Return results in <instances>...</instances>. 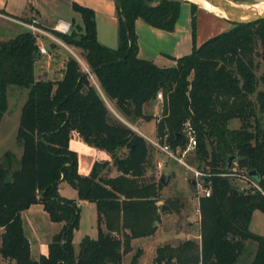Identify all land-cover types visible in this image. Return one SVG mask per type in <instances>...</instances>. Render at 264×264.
<instances>
[{"label": "trees", "instance_id": "1", "mask_svg": "<svg viewBox=\"0 0 264 264\" xmlns=\"http://www.w3.org/2000/svg\"><path fill=\"white\" fill-rule=\"evenodd\" d=\"M114 1L113 48L97 41L92 11L75 3L72 10L81 18L77 31L49 29L77 52L65 58L58 78H34L39 54L27 30L0 40V116L8 85L27 90L14 134L19 155L6 150L0 157L1 258L12 264H120L132 251V239L153 234L162 184L153 174L146 176L151 145L128 125L152 118L142 107L160 93L155 135L167 134L170 148L183 150L188 126L195 146L184 161L213 175L209 195L198 199V238L155 246L151 264H235L244 241L255 244L249 264H264V236L247 229L253 209L264 214V196L238 192L215 175L234 156L237 168L255 170L264 191V18L246 24L230 21L229 28L172 58L173 65L160 67L137 56L134 20L170 31L179 4ZM189 5L193 38L196 5ZM232 119L239 123L230 128ZM71 134L105 151L109 160H95L88 174L79 175L76 152L68 148ZM111 169L116 174L109 175ZM59 182L74 189L75 197L59 195ZM78 200L94 204L96 237L83 236L73 251ZM34 203L41 204L47 219L61 222L46 254L36 260L28 253L21 220V211ZM162 204L174 212L181 206L176 198ZM140 253L135 248L126 264H136Z\"/></svg>", "mask_w": 264, "mask_h": 264}, {"label": "rangeland", "instance_id": "2", "mask_svg": "<svg viewBox=\"0 0 264 264\" xmlns=\"http://www.w3.org/2000/svg\"><path fill=\"white\" fill-rule=\"evenodd\" d=\"M235 3L241 4H260L258 0H230ZM69 8V7H68ZM66 10L71 12L70 9ZM195 11V10H194ZM75 17L78 18V15L72 12ZM194 15V26L193 32L194 37L192 38L191 32V16L190 15V5L188 2H181L178 6V13L177 19L174 22L176 24V33L174 35V39H182L186 43V47L180 48V54H186L189 52V47L192 44L195 45V38L198 34V38L201 39L203 35H205L206 30L202 28L201 22L199 20V16ZM39 30L44 32L45 34H51L49 31L50 28L46 30L42 29L39 24H36L34 19H30L29 22ZM8 27L11 31L7 34V37H12L14 29L20 30L22 29L20 26L16 24H9L7 23ZM144 26L145 23H142ZM75 24H70L68 26V30L75 28ZM230 26V21L228 22V26ZM174 28V26H173ZM173 30V29H172ZM172 30H157L161 35H157L155 33L150 32H138L140 39L139 43L141 46V54L144 56H150L152 51L158 50L162 54L165 52L167 54L159 55L156 57V62L158 66H168L173 65L174 60L172 57H168L167 55H173L172 49ZM222 30V29H221ZM225 30V29H223ZM55 37V36H54ZM56 38V37H55ZM57 39V38H56ZM205 39V38H204ZM59 40V39H58ZM59 43L53 41L52 39L45 37L43 41V45L45 51L49 56L52 58V67L54 69L60 70V66L63 64L65 58L68 55H72L74 53L77 56L76 50L71 47L67 46L66 44L62 43L59 40ZM71 50V51H69ZM178 51V50H177ZM72 52V53H71ZM80 66L83 68V64L80 62ZM261 69H259L256 74L258 75ZM27 90L23 87L16 86V85H8L5 90V104L6 109L0 116V157L3 151H10L15 154V156L19 155V147L15 141V129L18 123V115L19 109L22 105V102L25 98ZM156 101V102H155ZM153 104H151L148 108L144 110V114H150L152 118L149 120H141L134 123V127L136 130L147 137L154 138V127H155V119L159 117L160 111V102L155 100ZM237 119H232L229 122L230 128L236 127L238 125ZM260 125L264 128V114H262L260 119ZM105 158L108 157V154L104 152ZM109 158V157H108ZM182 160L186 161V157L183 156ZM149 166L146 170V176L153 174L155 178L158 177L159 173H164L165 175L169 174V178L167 179L166 185H162L161 190L159 191V201L158 203L162 204L165 199L167 198H176L178 199L181 206L178 208V211L174 212L173 210H169L168 208L164 211L160 212L162 216L158 229L156 231V235L151 239H147V241L143 244L144 250H141L140 255L136 259V264H151L152 257L154 255V250H151L152 246L154 245L155 241H159V245L161 244H176L177 242L184 240L185 238H198V215L195 212V199L194 196V188L190 185V179L188 173L185 172V168L182 165H179L174 159L164 156L156 149L149 147V158H148ZM156 163H163L162 167L158 168ZM115 172L114 169H111L109 175H113ZM172 173V175H171ZM240 183V182H238ZM60 192L64 196H72L75 197V191L69 185L65 183L61 184ZM156 203V204H158ZM44 214V212H42ZM43 217L41 214H36V223H35V240L31 241L33 249L31 250V256L36 259L39 254H37V247L41 249L40 254H46V244L50 241V235L52 232H56L61 223L58 222H50L46 215ZM78 225L72 231V247L73 251H77L78 242L80 239L88 235L90 237H96L95 234V211H94V204L92 202L84 201L79 205V213H78ZM247 229L251 232H255L264 236V214L259 212L257 209H253L251 211V217L248 222ZM139 244L136 242L127 254H124L121 259L120 264H126L131 255L135 252V248H139ZM254 242L252 241H244L243 250L238 256L235 264H249L252 254L254 252ZM142 247V246H140ZM2 260L0 256V261ZM1 263V262H0Z\"/></svg>", "mask_w": 264, "mask_h": 264}, {"label": "crops", "instance_id": "3", "mask_svg": "<svg viewBox=\"0 0 264 264\" xmlns=\"http://www.w3.org/2000/svg\"><path fill=\"white\" fill-rule=\"evenodd\" d=\"M72 3L87 7L92 11V18L94 20V34L96 36L97 41L106 47L109 48L115 47L117 44V34H116L117 19L115 17L114 0H0V40H5L13 37V36L7 37V34H9V32H13L7 26L8 25L7 23L16 24L22 28L20 30L14 29L16 31L14 32V34L26 30L24 24L29 22L30 19H34L36 21V24H39V26H41V28L44 30L50 28L57 31V28L63 23H67L68 26L70 24H75L76 26L81 25V18H79V15L72 10L71 7ZM66 8L70 9L71 12H68ZM72 12L76 13L78 15V18L75 17ZM194 12L196 18L197 16H199V20L201 22L202 28L207 31L205 32V35H203L201 39L198 38V34H197L195 38V46H197V44H199L206 38L213 36V34L218 33L223 29L229 28L227 27L228 21H226L221 17H218L217 15L207 12L198 6H196ZM142 23L144 22L140 18H136L134 20L133 28H134V33L136 34L137 56L141 59H145V60L149 59L156 66H158L156 62V57L159 55H163L165 52L162 54L160 51L154 50L152 51V54L150 56L146 57L144 55L143 56L140 55L142 52L141 50L142 48L139 43L140 36L138 32L147 31L150 33H155L156 35L157 33L158 35H161V33L157 31L159 29L154 28L148 25L147 23L145 24L146 26H144ZM175 33H176V24L174 25V28L172 30L173 55L171 56L168 54L167 56L169 58L180 57V55H182L178 53L180 48L184 49L186 47V43L184 40L174 39ZM188 47L191 50V46ZM72 55L75 56L74 53H72ZM51 62L53 61L52 58L49 56V54H44V55L39 54L38 57L33 62L32 69H33L34 78L35 79L58 78L61 75L63 64L60 66V70L57 71L58 69H54L52 67ZM160 67H164V66H160ZM153 102L154 101L150 102L148 105H143L142 111L144 112V110L148 108L151 104H153ZM68 148L76 152V168H77V173L79 175L88 174L91 169L90 167L93 161L105 158V154H104L105 151L97 150L87 145L83 141H80V139L75 134H71V137L68 140ZM105 160H109V158L106 157ZM62 183L64 182H59L58 184L59 195L65 198L67 197L74 198L72 196L66 197L61 194L60 187ZM84 201L78 200L76 202L78 205H80ZM156 203H158V201ZM157 205H161V204L158 203ZM42 212L44 211L42 210V206L39 203L31 204L28 208L21 211L23 233L27 237L28 253L30 255V258L33 260H36L31 256V250L33 249L31 241L35 240V236L33 235H35L36 232L35 218H36V214H41L43 217H45L44 214L46 215V213L44 212L43 214ZM159 216L161 220L162 216L160 214ZM50 222H54V221H50ZM159 222L157 223V226L151 236L136 237L135 239H132L130 241L131 248H133L134 244L137 242L139 244L138 245L139 248L144 250L145 248H143L144 246L143 244L147 241V239L152 240L154 235H156ZM100 228H103L102 224L100 225ZM52 234L50 235V238L52 237ZM157 245H159V241L154 242V245L152 246L151 250H153L154 247ZM39 252H41V249L40 247L39 248L37 247V254H40ZM0 262H1L0 264H8V263L12 264V262L4 258H2Z\"/></svg>", "mask_w": 264, "mask_h": 264}, {"label": "built area", "instance_id": "4", "mask_svg": "<svg viewBox=\"0 0 264 264\" xmlns=\"http://www.w3.org/2000/svg\"><path fill=\"white\" fill-rule=\"evenodd\" d=\"M25 29L31 33L32 36H34L35 39V45L37 53L40 55L47 54L45 51L43 41L45 37H48L52 39L53 41L61 44L58 39H56L54 36H51L49 34H45L41 30H39L37 27L32 25L31 23L24 24ZM68 30V24L63 23L58 28L57 31L60 33L66 32ZM160 93L155 94V99L157 101H160L161 99ZM128 125V124H127ZM131 129L139 133L145 141L151 145L153 149H156L164 156H168L172 159H174L179 165L184 166L185 172L188 173L190 181L193 183L194 188V196L195 199V212L198 215V199L201 198V196H208L210 193V181H208V178H210L213 174L208 169H197L193 167L192 165L188 164L184 160H182L183 156L186 152L193 149L195 146V138L194 134L191 131V129L187 126L184 130L185 136L187 138L186 143L183 147V150H172L169 146L168 140H167V134L162 136H156L154 138L147 137L146 135L138 132L134 126L128 125ZM163 163H156V166L158 168L162 167ZM248 171H246L243 168H237V164H235V161L230 162V167L225 168L224 170H220L215 175L221 176L226 178L228 181L231 182V185L237 190L238 192L242 193H254L257 192L260 195L264 196V191L261 188L259 182L255 180L253 177L249 176L247 174ZM240 182V183H238ZM199 219V215H198Z\"/></svg>", "mask_w": 264, "mask_h": 264}, {"label": "water", "instance_id": "5", "mask_svg": "<svg viewBox=\"0 0 264 264\" xmlns=\"http://www.w3.org/2000/svg\"><path fill=\"white\" fill-rule=\"evenodd\" d=\"M161 1L162 0H158V2L155 5H151V6L159 5ZM171 1L176 2L178 4L181 2L192 3L211 14L217 15L218 17L225 19L228 22L231 21L234 23H245L246 24L247 22H253V21H257V20L264 18V8L257 9V8L252 7L251 4L235 3L230 0H205L209 2L211 5L215 6L216 8L215 11L213 10L209 11L205 9L202 5H200L196 1L195 2L191 0H171ZM145 2L148 3L146 0ZM233 159H234V156L227 157L226 159L227 168L230 167V162L233 161ZM247 174L258 181V175L254 169H250L247 172ZM168 178H169V174L165 175L164 173H159L157 177L159 183H161L162 185H166L167 183L166 181ZM166 209L167 207L161 204L159 211L161 212Z\"/></svg>", "mask_w": 264, "mask_h": 264}, {"label": "bare ground", "instance_id": "6", "mask_svg": "<svg viewBox=\"0 0 264 264\" xmlns=\"http://www.w3.org/2000/svg\"><path fill=\"white\" fill-rule=\"evenodd\" d=\"M193 2H198L200 5H202L205 9L209 10V11H215L216 8L214 5H211L209 2L205 1V0H191ZM258 2H260V4H255L254 8L257 9H262L264 8V0H258ZM253 6V4H251Z\"/></svg>", "mask_w": 264, "mask_h": 264}]
</instances>
